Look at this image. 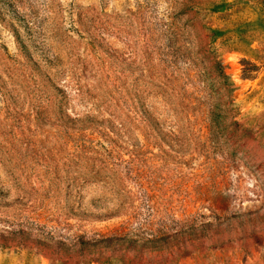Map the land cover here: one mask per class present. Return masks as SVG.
<instances>
[{"label": "rangeland", "instance_id": "374dc122", "mask_svg": "<svg viewBox=\"0 0 264 264\" xmlns=\"http://www.w3.org/2000/svg\"><path fill=\"white\" fill-rule=\"evenodd\" d=\"M0 264H264V0H0Z\"/></svg>", "mask_w": 264, "mask_h": 264}]
</instances>
